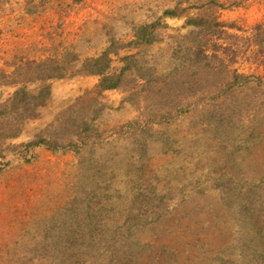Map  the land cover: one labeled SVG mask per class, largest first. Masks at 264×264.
<instances>
[{
  "label": "rangeland",
  "instance_id": "1",
  "mask_svg": "<svg viewBox=\"0 0 264 264\" xmlns=\"http://www.w3.org/2000/svg\"><path fill=\"white\" fill-rule=\"evenodd\" d=\"M178 2L0 0V103L28 62L133 53L132 28L160 22L142 77L52 80L9 141L77 147L0 172V264H264V0H188L202 28L163 17Z\"/></svg>",
  "mask_w": 264,
  "mask_h": 264
},
{
  "label": "trees",
  "instance_id": "2",
  "mask_svg": "<svg viewBox=\"0 0 264 264\" xmlns=\"http://www.w3.org/2000/svg\"><path fill=\"white\" fill-rule=\"evenodd\" d=\"M43 1L40 0L42 3ZM187 1L179 0L176 6L163 11V17L178 18L184 16L185 8L182 5ZM27 2L34 5V3H39V0H27ZM37 5L33 6L34 9L38 7ZM184 17L186 18L185 24L189 27L202 28L211 25L203 17ZM159 24L160 22L157 20L132 28L133 38L128 43V48L135 51L133 53L127 51L121 54L119 44L112 40L100 54L84 60H80L77 56L71 58V55L64 54L63 59L60 60L30 61L23 68H18V73L30 72L35 79L31 87L20 84L7 102L0 103V172L8 169L14 163L29 164L37 161V152L42 148L53 155L64 154L76 148L77 145L74 142L60 143L43 137L19 144H12L9 141L18 137L23 123L35 118L39 109L49 100L52 80L86 75L97 79L95 89L99 94H102L106 91L120 89L127 75H140L138 74L140 64L137 55L158 41L157 29ZM254 30L255 36L260 37L259 43L264 48V22L257 25ZM241 78L244 77L234 74L231 82L238 83ZM15 83V81L10 82V84ZM126 253L122 251L120 257L125 256ZM125 258L127 257L123 259Z\"/></svg>",
  "mask_w": 264,
  "mask_h": 264
}]
</instances>
